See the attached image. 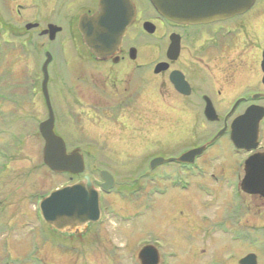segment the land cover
<instances>
[{
	"label": "rangeland",
	"instance_id": "obj_1",
	"mask_svg": "<svg viewBox=\"0 0 264 264\" xmlns=\"http://www.w3.org/2000/svg\"><path fill=\"white\" fill-rule=\"evenodd\" d=\"M5 4L0 1V264H139L141 247L158 239V264H209V258L235 264L246 250H255L258 243L264 246L263 236L255 239L256 244L248 243L247 248L231 237L228 241L216 234L209 237L211 244L207 246L227 249L213 254L200 252L203 246H197L194 253L189 249L197 245L196 232L180 234L183 228L173 226L177 222H159L141 210L131 217L135 209L128 191L120 199L105 197V203L111 205L102 210L86 239L65 242L51 236L50 228L41 220L38 202L67 179L42 162L43 140L37 125L47 113L40 88L45 51L53 56L48 67V91L55 115L54 131L69 151L77 148L84 154L86 174L90 175L95 165L96 170L105 169L114 176L115 186H191L177 195L193 200L196 186H223L233 169L239 168L242 156L228 142L219 140L199 160L213 158L205 174L186 173L177 162L149 169L152 157H175L202 143L212 131L203 119L202 106L184 111L186 99L176 93L166 75L152 72L153 65L164 59L171 31L165 22H157L153 34L138 26L126 32L123 45L134 46L137 52L133 62L98 63L76 30L62 31L55 41H49L38 34L42 26L24 28ZM259 12L264 13L263 2H257L243 18ZM262 18L264 22V14ZM202 44L204 40L185 38L174 66L212 71L203 63L207 58L203 61L195 54L203 49ZM193 103L201 105L197 98ZM93 177L100 182L97 174ZM168 191L167 198H172L177 190ZM223 194L211 207L218 214L228 206L227 193ZM140 202L136 206H142ZM234 217L232 234L238 232L240 220L243 222L238 213ZM185 219L179 217L177 221L185 223ZM229 250L232 258L226 260ZM258 258L259 264H264V253Z\"/></svg>",
	"mask_w": 264,
	"mask_h": 264
},
{
	"label": "flooded vegetation",
	"instance_id": "obj_2",
	"mask_svg": "<svg viewBox=\"0 0 264 264\" xmlns=\"http://www.w3.org/2000/svg\"><path fill=\"white\" fill-rule=\"evenodd\" d=\"M129 1L133 5L135 15L127 27V33L135 26H138V28H141L143 31V24L145 22L151 23L155 29L157 22H165L171 27V31L167 35L164 59L159 60L153 65L152 72L157 63L167 62L169 66L166 70L159 73L153 72V74L166 75L169 84L174 90L175 88L169 81L170 72L172 70H178L183 74L188 87V93L183 94L177 90L175 91L182 99H186L183 104L184 111L194 110V108L199 110L198 108L202 106L203 119L212 126L211 134L202 143L209 140L223 128V134H221L210 146L220 140L228 142L230 146L233 147L230 139L232 122L236 118L246 114L248 110H261L262 116L257 123L256 148L251 151H246L244 149L235 150L236 153L242 156L241 163L238 166L239 168H234L231 172L232 175L226 178L223 183L224 188L223 186H213L214 188L212 186H196L194 189L196 197L193 200L187 198L182 199L180 195H177L179 194L178 191H189L191 186H115V180V185L113 187L107 191H103L100 189V182L93 177L94 173H90L89 176L92 178L94 186L99 189L101 216L102 210L107 205H111L105 203V197L112 195L120 199L125 197L124 192L128 191L127 195L129 193V198L131 195L130 201L134 202L133 207L135 209V212L131 211V217L133 215H139L141 210V213L144 212L145 216L159 222H166V224H168V220H170V225L172 224L171 221L177 222L173 226L176 228H183V231L179 232L180 234H185L192 230L195 235L197 233L196 238L198 240L196 242L197 245L189 249L194 253L198 251L196 249L197 246H203V248H200V252L203 253H208V251H210L216 254V250L227 249V247L221 246H211V248L207 246L208 243L211 244V239H209V237L216 234L224 236L228 241H232L230 239L231 237L234 243H238L243 247H247L248 243L255 242L256 244L257 241H255V239L258 240L261 239L262 236L264 237V176H258L255 183H250V185L255 188L260 186V193H251L242 190L241 182L246 176V161L253 155L264 156V22L262 18L264 13L259 12L249 18L243 17L257 2L262 4L264 0H261L262 2L255 0L253 6L243 14L222 21L202 24L172 23L162 18L156 12L149 0ZM4 2L8 4H5L6 8H10L12 12H14L15 17L23 22L24 28L26 25L31 24H36V26H34L35 28L42 26L38 32V34H41L40 32L46 29L48 25H56L60 28L55 35L57 37L62 31L70 32L76 30L78 33L77 23L79 16L84 13L90 15L97 12L99 10L100 0H4ZM173 33L179 36V54L175 60H169L167 58V49L170 43V35ZM42 35L49 40V34ZM185 38L204 40V44H202L203 49L195 54H199V58L203 61L207 58V62L203 63H206L212 71L205 72L206 69H203V67L201 71L197 67L193 69L189 67L190 69L188 68L185 70V67L174 66V63L181 53V43ZM55 39L53 40L55 41ZM123 44L122 41L116 55V62H113L112 59L98 61L95 60L93 55H91V57L98 63L117 64L126 61V59L133 62L136 59V55L133 59L130 57V48L132 46L126 44V46H124ZM194 98L200 100V106L199 104L195 105L193 103ZM207 99L211 102L216 113L217 117L214 120H207L203 115V109ZM202 143L191 146L190 148L199 146ZM205 150L195 157L193 163H177L180 169L194 175L207 173L213 158L207 157L199 161ZM184 151L185 150L182 152ZM67 152H69L68 148ZM229 170L231 171V169ZM85 174L86 173L73 175L65 173L64 175H66L67 179L65 184H72L80 181ZM210 175L213 176L214 174L212 173ZM116 187H118L119 190L115 191L114 189H116ZM168 189L177 190L173 191L174 197L167 198ZM224 192L227 193L226 201L228 206L226 207L223 205V210L221 209V213L218 214V211L214 212L213 209L211 210V207L212 204L213 207H215L214 204L216 200L219 201L220 197H224ZM205 197H210V199H205ZM138 201L139 203L142 201L143 205L136 206V202ZM236 213L240 215L243 222L241 223L240 220L238 232L232 234L233 223L236 222V218L234 217ZM179 217H185V223L177 221ZM250 219H254V222H249ZM98 222L99 221L88 223L77 233L59 232L53 229H50L49 233L57 239L65 240V242H72L75 240L79 242L80 239H86L87 236L85 234L92 233V225L98 224ZM96 233L97 231L95 234ZM189 236L193 239V235ZM159 240L160 239L154 240L150 242V244H153L159 249L161 247L158 245ZM251 249L250 251L246 250L241 257L235 259V264H239V260L248 253H254L256 255L257 264H259L258 255H260V252L264 253V246H260L258 243L255 250H253V248ZM232 253L233 252L229 250L225 255L226 260L232 258ZM208 262L209 264H230L229 262L225 263L223 261L217 262L210 258Z\"/></svg>",
	"mask_w": 264,
	"mask_h": 264
},
{
	"label": "water",
	"instance_id": "obj_3",
	"mask_svg": "<svg viewBox=\"0 0 264 264\" xmlns=\"http://www.w3.org/2000/svg\"><path fill=\"white\" fill-rule=\"evenodd\" d=\"M156 12L167 21L176 24H202L225 20L247 11L255 0H149ZM135 11L129 0H100L99 10L93 14H81L78 18L77 30L84 46L93 54L95 60L117 61L118 49L121 46L127 27L133 20ZM36 24L26 25V29ZM143 29L148 33L154 32V26L145 22ZM60 30L56 25H48L41 34H49L53 40ZM135 49L130 48V57L135 58ZM179 54V36L170 35L167 58L175 60ZM41 64L42 78L41 93L46 106V118L39 122L38 132L43 140L42 162L53 173L78 175L85 171L84 155L78 149L67 152L64 139L54 131V112L48 93V64L51 54L46 51ZM167 62H159L153 72L159 73L168 68ZM169 81L175 90L187 94L188 87L183 74L172 70ZM204 116L208 120L216 119V114L210 101H206ZM262 116L261 110H248L246 114L236 118L231 124L230 139L237 149L247 151L256 148L257 123ZM219 130L207 142L185 150L176 157L155 156L148 163L149 169L166 162L192 163L197 155L212 144L222 133ZM246 176L241 182V189L256 193L260 186L254 187L257 177L264 176V156L253 155L245 163ZM100 189L109 190L115 180L105 169L99 170ZM38 211L45 224L59 232H79L88 223L97 222L100 218L99 189H97L89 175L72 184H64L51 190L38 202ZM139 264H158L157 249L150 244L144 245L138 252ZM239 264H257L256 255L248 253L239 260Z\"/></svg>",
	"mask_w": 264,
	"mask_h": 264
},
{
	"label": "trees",
	"instance_id": "obj_4",
	"mask_svg": "<svg viewBox=\"0 0 264 264\" xmlns=\"http://www.w3.org/2000/svg\"><path fill=\"white\" fill-rule=\"evenodd\" d=\"M1 79V78H0ZM1 96V95H0ZM0 98H2V96L0 97ZM9 98H11V97H9ZM3 99V98H2ZM90 170L92 171V172H95L96 171V167H95V165H92V167L90 168Z\"/></svg>",
	"mask_w": 264,
	"mask_h": 264
}]
</instances>
